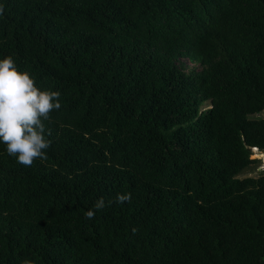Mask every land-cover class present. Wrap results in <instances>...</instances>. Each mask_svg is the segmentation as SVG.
Segmentation results:
<instances>
[{"label": "trees", "instance_id": "trees-1", "mask_svg": "<svg viewBox=\"0 0 264 264\" xmlns=\"http://www.w3.org/2000/svg\"><path fill=\"white\" fill-rule=\"evenodd\" d=\"M0 6V59L61 93L46 160L0 144V264H264V170L237 177L264 152V0Z\"/></svg>", "mask_w": 264, "mask_h": 264}, {"label": "clouds", "instance_id": "clouds-1", "mask_svg": "<svg viewBox=\"0 0 264 264\" xmlns=\"http://www.w3.org/2000/svg\"><path fill=\"white\" fill-rule=\"evenodd\" d=\"M3 7L0 6V14ZM59 91L41 90L28 72L18 71L11 56L0 59V144L6 146L9 156L17 163L30 167L36 160H46L51 141L46 138L45 121L61 108ZM47 132V135H50ZM131 202V193L117 194L111 203ZM107 206L103 197L97 199L94 209L85 213L93 219L96 211ZM137 229L133 228L135 233ZM23 264H31L25 260Z\"/></svg>", "mask_w": 264, "mask_h": 264}, {"label": "rangeland", "instance_id": "rangeland-1", "mask_svg": "<svg viewBox=\"0 0 264 264\" xmlns=\"http://www.w3.org/2000/svg\"><path fill=\"white\" fill-rule=\"evenodd\" d=\"M184 64L188 65L190 67V64L184 62ZM209 101L205 102L202 104L201 108L202 109H207L209 108ZM264 118V111L260 112L259 114H253V115H250V118ZM256 154H254V152L252 151V158L254 159H259L260 160V163L257 164V165H254L253 167L251 168H248L242 172H240L238 174V178H243V177H255L257 176L258 172L259 171H263L264 170V156L262 158H258L255 156Z\"/></svg>", "mask_w": 264, "mask_h": 264}, {"label": "bare ground", "instance_id": "bare-ground-1", "mask_svg": "<svg viewBox=\"0 0 264 264\" xmlns=\"http://www.w3.org/2000/svg\"><path fill=\"white\" fill-rule=\"evenodd\" d=\"M252 151L254 152V154H256L255 156L258 158H262L264 155L262 153H260L257 149H252Z\"/></svg>", "mask_w": 264, "mask_h": 264}, {"label": "water", "instance_id": "water-1", "mask_svg": "<svg viewBox=\"0 0 264 264\" xmlns=\"http://www.w3.org/2000/svg\"><path fill=\"white\" fill-rule=\"evenodd\" d=\"M262 154L264 155V152H262Z\"/></svg>", "mask_w": 264, "mask_h": 264}]
</instances>
